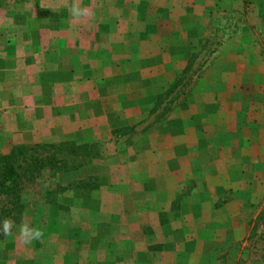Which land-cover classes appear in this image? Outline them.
Returning a JSON list of instances; mask_svg holds the SVG:
<instances>
[{"label":"crops","instance_id":"1","mask_svg":"<svg viewBox=\"0 0 264 264\" xmlns=\"http://www.w3.org/2000/svg\"><path fill=\"white\" fill-rule=\"evenodd\" d=\"M43 1L36 65L52 84L26 110L69 113L89 142L131 130L132 157L101 189L100 217L44 235L38 264H264V0H84L93 16L79 22ZM227 16L240 23L156 120L157 98ZM111 20L109 41L78 44Z\"/></svg>","mask_w":264,"mask_h":264},{"label":"rangeland","instance_id":"2","mask_svg":"<svg viewBox=\"0 0 264 264\" xmlns=\"http://www.w3.org/2000/svg\"><path fill=\"white\" fill-rule=\"evenodd\" d=\"M44 3L43 0H0V155L15 145L39 144L42 146L37 149L36 155L43 160L37 165L30 163L21 175L18 199L0 195V224L5 217L15 222L14 235L4 237L0 233V264H38L40 261V257L35 254L38 241L25 245L16 238L17 227L22 221L41 228L44 235H50V238L55 233L67 237L72 229H79L80 226L73 225L70 219L74 215L78 218L77 223L85 217L96 221L103 211L100 200L102 197L110 200V193L100 194L101 189L116 183V171L122 166L125 157H132L126 155L131 150V130L112 129L103 132L104 135L96 141L89 142L85 141L86 132L73 128L69 113L52 114L37 111L36 107L26 110V94L29 92L34 95V102L42 101V92L52 84L51 81H42L36 65V43L40 37L36 30L37 14L51 10V6L48 9L43 6ZM65 3L70 4L71 1L60 0L52 4L58 5L56 10L66 12ZM81 4L84 6L85 1L81 0ZM28 13L36 15L27 18L29 24L25 30L24 19ZM238 23L240 17L221 18L217 29L197 41L190 61L178 79L167 87L169 91L166 89L157 98V112L155 115L150 114L149 119L152 115L156 120L161 118L181 94L186 93L195 75L218 49V44L230 35L232 27L236 28ZM111 27L112 20L100 29L96 26L92 34H77V42L84 44L90 41L99 46L109 41L104 28ZM61 40L67 41L68 36H62ZM31 58L34 59L33 63L30 62ZM77 60L76 74L83 78L84 69L79 57ZM57 69L63 85L68 66L61 65ZM38 88L41 93L36 95ZM45 96H48L46 91ZM98 227L105 228L100 224Z\"/></svg>","mask_w":264,"mask_h":264},{"label":"trees","instance_id":"3","mask_svg":"<svg viewBox=\"0 0 264 264\" xmlns=\"http://www.w3.org/2000/svg\"><path fill=\"white\" fill-rule=\"evenodd\" d=\"M41 146L39 144H19L11 147L7 153L0 155V195L18 199L21 175L27 170L30 163L37 165L43 161L41 156L36 155L37 149ZM6 215H8V211H6Z\"/></svg>","mask_w":264,"mask_h":264},{"label":"clouds","instance_id":"4","mask_svg":"<svg viewBox=\"0 0 264 264\" xmlns=\"http://www.w3.org/2000/svg\"><path fill=\"white\" fill-rule=\"evenodd\" d=\"M67 7V10L74 21H82L86 18H90L93 16L92 10L87 6H82L81 0H71V3H65L64 5ZM56 11L55 8L52 9ZM14 221L11 218L5 217L3 219L2 224H0V233L3 234L4 237H9L14 235L13 227ZM17 239L25 244H31L34 241H39L43 238L44 232L41 228L32 226L29 222L22 221L17 227Z\"/></svg>","mask_w":264,"mask_h":264}]
</instances>
